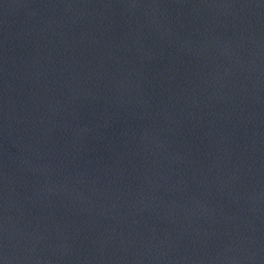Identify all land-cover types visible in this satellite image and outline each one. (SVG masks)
Segmentation results:
<instances>
[{
    "label": "water",
    "instance_id": "95a60500",
    "mask_svg": "<svg viewBox=\"0 0 264 264\" xmlns=\"http://www.w3.org/2000/svg\"><path fill=\"white\" fill-rule=\"evenodd\" d=\"M0 264H264V0H0Z\"/></svg>",
    "mask_w": 264,
    "mask_h": 264
}]
</instances>
